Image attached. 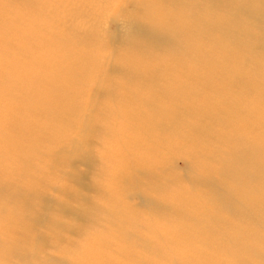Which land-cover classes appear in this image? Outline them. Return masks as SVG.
I'll list each match as a JSON object with an SVG mask.
<instances>
[{"label":"rangeland","instance_id":"374dc122","mask_svg":"<svg viewBox=\"0 0 264 264\" xmlns=\"http://www.w3.org/2000/svg\"><path fill=\"white\" fill-rule=\"evenodd\" d=\"M196 2L0 0V264H34L23 255L36 251L41 264L252 255L243 246L264 228L247 209L264 206V185L226 179L220 158L249 149L264 164V48L246 37L237 47L223 30H192L160 50L127 44V20L171 34ZM64 146L74 159L58 154ZM218 191L232 196L230 212Z\"/></svg>","mask_w":264,"mask_h":264},{"label":"bare ground","instance_id":"6f19581e","mask_svg":"<svg viewBox=\"0 0 264 264\" xmlns=\"http://www.w3.org/2000/svg\"><path fill=\"white\" fill-rule=\"evenodd\" d=\"M193 1H197V2L196 4L192 3L193 9L191 10V15L188 18L190 20L188 21L187 24H184L185 28H182V30L172 29L171 34H165L166 31L158 30L156 26L148 23V21L146 20H139V19L127 20L126 23L127 32L134 36L133 42L127 43L128 47L136 44L141 45L137 41V40H141L144 43H152V44H143L141 46L144 47L153 46L152 48L158 47L160 50L162 47L173 45L178 35L183 36L182 34H189L192 30H197V31L199 30L202 33L213 30L214 31L223 30L234 38V43L237 47L239 45L241 46V41H244L243 38L246 37L248 39L249 38L255 39L254 44L261 48H264V0H193ZM206 9L211 11L215 10V11H228V12L226 18H223L222 20L219 21H215L213 20L212 17L207 19L206 17L201 16V12H205ZM233 24L236 25L235 26L236 28H231ZM165 28L168 29L171 27L167 26ZM112 38L114 42H118V43L123 42L120 38L119 39L114 37ZM113 62L114 61H112V63L110 64V67L114 65ZM114 70H118L121 73L127 72V75L131 79H136V78L138 79L143 74V71L140 68H132L131 66L125 67L124 65H120V66L116 65L114 67ZM231 80H241V78L238 75L235 78H232ZM73 146L76 149L77 142H74ZM251 152L252 150L244 149L239 151H230V152L228 151L226 152V154L224 153L225 156H222V158H220L223 164V168L221 171L222 176L225 177L226 179L230 178L232 180L248 182V184L258 180L260 182L262 181L261 185H264V173H263L264 164L262 165L261 162L254 160L257 166L254 165L253 162L254 154L251 155ZM58 154L59 155L65 154L71 160L74 159V157L76 156L75 151L66 150L65 146L59 150ZM82 159L86 160L83 157ZM255 166H256V170L254 172L252 167ZM84 178H85V174H80L76 176L77 181H84ZM259 192L260 190L255 192V195L256 194L258 195ZM215 200L216 201L218 200L221 207L223 209L228 210L229 212L231 209H233V206L236 205V204L232 205L233 202L232 196L230 195L229 192H220V191L216 192ZM45 201L46 202L48 201L49 204L50 202H52L51 199H46V198ZM142 201L144 203L149 202V200L146 198H143ZM252 215L256 217H252ZM246 217L249 219H253L255 221L257 220V223L260 224L258 225V227L264 228V206H257V208H255L254 210L250 208L247 209ZM44 220H45V216L42 215L41 218L39 219L37 217L35 221L39 223L41 221L43 222ZM262 230L263 229H261V231ZM257 231L256 230L254 231V233L256 232L255 237L259 239L257 243L255 244L249 243L248 245H244V246L242 245L244 249L245 248L249 249L248 251L252 253V255H248V256L249 257L254 256L255 262H252L251 259L248 256H246L244 258H238L236 263L233 264H264V243L262 241L264 237L260 231L258 232ZM247 234L251 235L252 232L249 231L247 232ZM132 235L133 233H128V236H132ZM35 239L37 246H40L43 241V237L37 236V238ZM37 252L38 251L32 253L31 252L24 253L23 258L24 259L25 258L30 259V257L37 258L38 261L35 262L34 264H41V259L43 258H41V255H39ZM243 252L247 253V250H243ZM50 260L55 262V264H70L67 262V260H62L58 258H51Z\"/></svg>","mask_w":264,"mask_h":264}]
</instances>
